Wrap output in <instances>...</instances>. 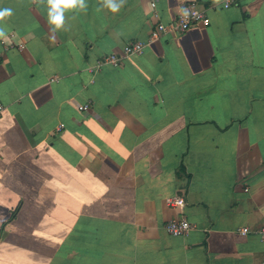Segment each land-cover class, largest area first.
<instances>
[{
	"label": "crops",
	"instance_id": "1",
	"mask_svg": "<svg viewBox=\"0 0 264 264\" xmlns=\"http://www.w3.org/2000/svg\"><path fill=\"white\" fill-rule=\"evenodd\" d=\"M190 2L209 25L95 68ZM222 2L87 0L53 39L46 0H0V264H264V0Z\"/></svg>",
	"mask_w": 264,
	"mask_h": 264
},
{
	"label": "built area",
	"instance_id": "2",
	"mask_svg": "<svg viewBox=\"0 0 264 264\" xmlns=\"http://www.w3.org/2000/svg\"><path fill=\"white\" fill-rule=\"evenodd\" d=\"M149 9L152 12L153 16L156 17V9H157V3L156 0H147ZM233 2V0H223L222 4L223 7L227 8L230 6V4ZM185 8L189 10V15L187 18H185L182 13L176 17V19L169 24H163L160 22H157L154 27L151 29L148 37L147 42L142 41H130L127 42L121 51V54H110L102 59L98 60L95 68L98 69L104 65H110L112 67H118L121 65L122 61L130 56L133 55H140L147 44L155 42L159 40L162 36H164L167 33H183L186 30H188L191 27L201 25V26H207L209 25V18L206 14V9L200 8L199 5L195 2L188 3ZM20 49L23 48L22 45L19 46ZM3 105L0 104V116L3 111ZM81 111H87L89 109V105H80L78 107ZM166 202L169 206L172 208L180 211L182 213V210L185 206V201L183 197H173L166 199ZM194 225L191 224L184 216L176 217L171 220H169L164 225L165 231L174 237H185L187 236L190 231L194 229ZM239 232L243 235L250 232V230L246 227L239 229ZM255 233L261 237L264 238V228L257 229Z\"/></svg>",
	"mask_w": 264,
	"mask_h": 264
},
{
	"label": "clouds",
	"instance_id": "3",
	"mask_svg": "<svg viewBox=\"0 0 264 264\" xmlns=\"http://www.w3.org/2000/svg\"><path fill=\"white\" fill-rule=\"evenodd\" d=\"M41 3L44 0H40ZM127 0H102V8L98 7L97 12L107 9L109 12L118 13L126 4ZM47 3V23L50 26L52 38L61 31H67L69 25L67 20L70 18L75 20L80 13L86 12L88 8L87 0H46ZM214 3L219 4L220 0H214ZM182 15L187 18L189 10L181 9ZM13 15V9L9 7L0 8V40L9 41V36L6 27L7 20Z\"/></svg>",
	"mask_w": 264,
	"mask_h": 264
}]
</instances>
